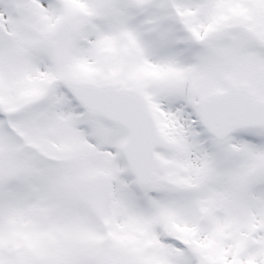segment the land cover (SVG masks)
I'll use <instances>...</instances> for the list:
<instances>
[{
	"label": "snow or ice",
	"instance_id": "1",
	"mask_svg": "<svg viewBox=\"0 0 264 264\" xmlns=\"http://www.w3.org/2000/svg\"><path fill=\"white\" fill-rule=\"evenodd\" d=\"M0 264H264V0H0Z\"/></svg>",
	"mask_w": 264,
	"mask_h": 264
}]
</instances>
